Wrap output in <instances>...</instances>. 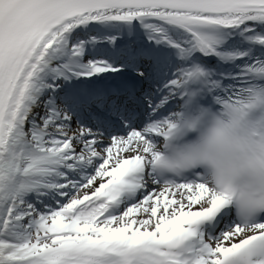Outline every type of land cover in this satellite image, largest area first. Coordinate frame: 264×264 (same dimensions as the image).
Listing matches in <instances>:
<instances>
[{"label": "snow or ice", "instance_id": "snow-or-ice-1", "mask_svg": "<svg viewBox=\"0 0 264 264\" xmlns=\"http://www.w3.org/2000/svg\"><path fill=\"white\" fill-rule=\"evenodd\" d=\"M257 108L264 0H0V264H264Z\"/></svg>", "mask_w": 264, "mask_h": 264}, {"label": "clouds", "instance_id": "clouds-1", "mask_svg": "<svg viewBox=\"0 0 264 264\" xmlns=\"http://www.w3.org/2000/svg\"><path fill=\"white\" fill-rule=\"evenodd\" d=\"M202 108H208L207 105H201ZM193 116H200V113H194ZM215 114L201 117L200 123L196 128L186 131L183 139L179 141H163L155 146V151L160 153L156 160L157 171L162 174H168L172 171L173 165L177 163L178 157L184 149L195 144L202 143L208 139L213 128ZM250 119L254 122L264 121V109H253ZM165 145H168L165 147ZM205 172L206 180L215 191H221L222 186L218 183V178L214 174L210 164L201 163L198 165ZM237 188L243 189L246 193L259 195L264 192V181L256 173H244L233 180ZM238 211L237 205L233 204L234 214Z\"/></svg>", "mask_w": 264, "mask_h": 264}]
</instances>
